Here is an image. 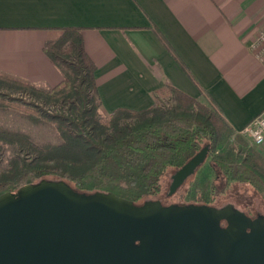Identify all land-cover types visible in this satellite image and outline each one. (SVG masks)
<instances>
[{"label": "crops", "instance_id": "obj_1", "mask_svg": "<svg viewBox=\"0 0 264 264\" xmlns=\"http://www.w3.org/2000/svg\"><path fill=\"white\" fill-rule=\"evenodd\" d=\"M263 25L264 0H0V72L56 86L45 45L79 28L103 113L150 108L169 85L211 102L239 133L264 111L251 49Z\"/></svg>", "mask_w": 264, "mask_h": 264}, {"label": "trees", "instance_id": "obj_2", "mask_svg": "<svg viewBox=\"0 0 264 264\" xmlns=\"http://www.w3.org/2000/svg\"><path fill=\"white\" fill-rule=\"evenodd\" d=\"M44 49L63 76L59 84L44 88L1 72L0 83L32 92L46 102L67 101L76 111L49 116L24 108L20 102L2 99L5 105L21 109L35 122L52 121L62 142L40 144L27 136L29 139L23 142L34 150L35 162L14 167L12 173L0 176V195L50 179L63 180L80 193L113 192L143 204L160 196L162 180L169 171L176 172L205 146H210L207 161L216 144L242 137L214 105L169 85L155 90L156 103L150 108H119L103 116L96 64L86 51L81 30L65 28ZM161 98L174 100L175 106L164 107L159 103ZM129 118L135 121L127 122ZM0 133V139L16 144L5 130L0 129ZM211 161L207 172L204 162L183 184L190 181L180 204L217 207L219 188L208 174L216 169L228 183H247L264 199V177L253 166L219 154L213 155ZM262 164L264 167V161Z\"/></svg>", "mask_w": 264, "mask_h": 264}, {"label": "water", "instance_id": "obj_3", "mask_svg": "<svg viewBox=\"0 0 264 264\" xmlns=\"http://www.w3.org/2000/svg\"><path fill=\"white\" fill-rule=\"evenodd\" d=\"M209 151L174 172L170 195ZM0 264H264V216L233 204H136L43 179L0 195Z\"/></svg>", "mask_w": 264, "mask_h": 264}, {"label": "rangeland", "instance_id": "obj_4", "mask_svg": "<svg viewBox=\"0 0 264 264\" xmlns=\"http://www.w3.org/2000/svg\"><path fill=\"white\" fill-rule=\"evenodd\" d=\"M2 99L20 102L24 108H31V110L35 112L39 111L41 114L46 112L49 116L60 112L70 113L73 110L76 111V109L69 106L71 104L67 101L46 102L43 97H38L32 92L29 93L13 86H4L0 83V129L1 131H6L9 139L16 141L15 144L0 139V176L12 173L14 167L17 169L21 168L24 164L35 162L34 150L29 149V145L23 142L24 140L30 138L40 144H57L62 142L60 131L52 121L35 122L27 118L26 112L24 113L21 109L5 105ZM206 102L209 106L213 107L211 102ZM159 103L166 108L175 106V101L169 98H161ZM195 109L196 111L198 110V108ZM100 112L103 116L109 115L103 113L101 108ZM134 121V118L127 119V122L133 123ZM241 136L240 140H233L231 138L226 142L216 144L214 151L204 163L206 168L204 171L207 172V168L212 165L211 157L219 154L221 156H231L240 162L253 166L264 177V167L262 164L264 161V143L256 145L249 136L244 134H241ZM173 174V170L169 171L162 180L163 190L160 196L154 197L153 200L160 199L164 205L180 204L184 201V194L190 181L181 186L176 193L170 195L169 188ZM208 174L214 178L219 188L217 207L233 204L249 216H264V199L252 186L235 181L228 183L218 169Z\"/></svg>", "mask_w": 264, "mask_h": 264}, {"label": "built area", "instance_id": "obj_5", "mask_svg": "<svg viewBox=\"0 0 264 264\" xmlns=\"http://www.w3.org/2000/svg\"><path fill=\"white\" fill-rule=\"evenodd\" d=\"M251 49L264 65V25L251 42ZM249 136L256 145L264 143V111L255 116L252 121L240 132Z\"/></svg>", "mask_w": 264, "mask_h": 264}, {"label": "flooded vegetation", "instance_id": "obj_6", "mask_svg": "<svg viewBox=\"0 0 264 264\" xmlns=\"http://www.w3.org/2000/svg\"><path fill=\"white\" fill-rule=\"evenodd\" d=\"M248 215V214H247ZM260 216V215H259ZM259 216H257V217H259ZM250 217H252V216H250ZM252 218H256V217H252ZM224 225V224H223Z\"/></svg>", "mask_w": 264, "mask_h": 264}]
</instances>
